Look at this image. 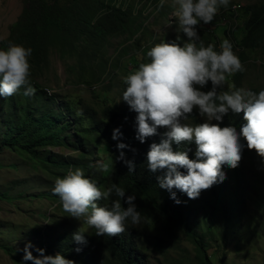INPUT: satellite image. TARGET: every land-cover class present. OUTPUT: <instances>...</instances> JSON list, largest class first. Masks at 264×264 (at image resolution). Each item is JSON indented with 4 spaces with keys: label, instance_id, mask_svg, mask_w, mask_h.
<instances>
[{
    "label": "trees",
    "instance_id": "trees-1",
    "mask_svg": "<svg viewBox=\"0 0 264 264\" xmlns=\"http://www.w3.org/2000/svg\"><path fill=\"white\" fill-rule=\"evenodd\" d=\"M127 1L118 6L114 4V0H32L23 9L19 22L13 27L15 32L13 40L16 44L31 48L29 60L35 69L44 67L49 69L52 50H59L63 59L77 56L85 74L87 75L90 69L91 75L93 71V75L99 76L98 82L104 83L101 75H98L104 72L105 65L109 63V60H106L107 50L103 49L104 46L106 44L109 46L115 34L134 32L135 28L141 27L136 25L138 16L132 15L134 6ZM245 13L247 35L238 52L243 62L249 58L247 51L264 47V2L261 5L251 4L245 9ZM209 37L210 33L206 31V34L202 35V40L206 42ZM7 41H12L11 35ZM142 53L146 54L144 51ZM121 54L119 52V55ZM139 57L140 54H137L135 58H131L128 66L136 67ZM97 61L101 62L94 65ZM243 74L244 71L238 72L231 78L235 88H241ZM83 77L84 74L81 73L77 79L81 81ZM115 77V74L110 73L107 79L109 87ZM208 87L210 82L205 86V90ZM34 88L35 92L30 96L23 95L21 90L17 98L5 96L0 99V154L5 151L20 152L29 157L34 169L41 168L57 176L59 170L67 172L69 168L79 167L89 173L88 176L96 179L98 186L101 187H106L112 182L117 183L125 189V195L135 194L134 203L145 220L160 231L166 230L170 235L183 233L195 245L199 264H212L216 254L208 255L207 250L218 241L225 243L229 225L234 222V217L244 213L243 204L246 202L244 195L249 192L245 178L247 171L257 168L258 165L264 167L254 149L243 148L238 166L231 169L222 168L225 174L223 182L201 192L196 200H189L186 194L174 188L173 191L180 201L177 204L169 198L168 191L158 187L156 175L161 173H153L146 168L145 156L149 145L153 142L159 143L165 130H157V134L151 136L150 142L146 137L145 141L140 143L135 139V135L128 131L118 137L120 142L129 146L121 150L125 153V159L131 160L135 166L132 172H128L126 164L115 159L118 155L115 148L117 141L111 139L112 132L108 126L109 121L115 122L122 118L123 113L119 109L107 107L102 115L94 111L78 112L79 106L76 102H80L79 98H74L71 104L62 102L61 105H57L55 97H50L51 95L39 86ZM190 118L197 121L195 115ZM242 123H244L242 113L231 112L219 122L221 127L232 126L237 131ZM73 129L80 139L78 150L82 154L78 161L72 163L73 158H64L60 155L53 158L41 155L40 150H46L52 145H66L63 134L66 130ZM171 147L173 151L187 150L189 158H193L194 143L181 141L179 144L173 143ZM249 153L255 158L252 157L255 163L247 167L242 163V156ZM95 154L96 158L103 162L99 168L95 164L97 160ZM10 167L17 169L18 166L12 163ZM65 174L62 172L61 178ZM27 181L21 180L13 185L14 188L11 187V190H22L18 200L28 201L25 186ZM257 182L264 184V175H257ZM9 193L8 190L0 191V198L12 201L13 197ZM42 195L43 193L40 196ZM43 196L48 199L58 198L51 191L45 192ZM112 198L115 197H110ZM260 200L262 205L257 206V211L263 216L260 218L256 215L255 219L260 224L258 233L262 234L264 239V197ZM109 202L110 200L97 201L98 205ZM121 203L122 207H126L123 199ZM203 213L220 217V225L211 229H207L206 226L203 229ZM62 224L68 225L66 221ZM14 228L16 227L8 226L6 231L18 236ZM44 230L52 232L48 228ZM41 234L42 231L39 236ZM85 240L86 243L84 247H79V252L75 251L77 247L68 242L65 234L59 235L56 239L48 237L46 244L49 248L60 244L64 250L63 256L72 259L76 264H147L144 254L138 248L137 228L130 222L124 232L111 236L107 234L97 236L94 233L92 237H85ZM13 245L12 242H0V248L11 257L15 256ZM88 245L92 246L88 248L86 247Z\"/></svg>",
    "mask_w": 264,
    "mask_h": 264
},
{
    "label": "clouds",
    "instance_id": "clouds-1",
    "mask_svg": "<svg viewBox=\"0 0 264 264\" xmlns=\"http://www.w3.org/2000/svg\"><path fill=\"white\" fill-rule=\"evenodd\" d=\"M163 2L159 0V4ZM174 2L178 5L174 10L178 27L174 31L181 33V36L172 35L157 41L145 55L142 52L135 54L142 55L145 62L139 63V57L138 67L123 76L125 88L120 99L128 105L129 110L124 111L122 118L115 122L108 120V126L112 132L111 139L117 141L115 148L118 155L115 159L123 161L128 172H132L135 166L131 160L125 159V153L121 150L129 146L120 142L118 137L128 131L140 143L146 137L150 142L157 130H165L159 143L149 145L145 156L146 168L150 172L161 173L156 175L158 187L168 191L169 198L179 204L174 188L186 194L189 200H196L201 192L223 182L225 174L222 168L238 166L245 147L254 149L264 165V88L254 92L235 88L232 82L225 87L227 78L243 72L242 65L249 61L250 54L260 50L247 51L249 58L246 62L238 53L247 35L245 9L251 4L243 9L242 37L237 42L234 35L239 29V15L235 5L227 7L229 0ZM252 4L261 5L262 2ZM157 8L160 5L157 4ZM214 16L217 25L225 27L226 38L220 41L219 46L213 30L202 26L215 22ZM206 31L210 37L204 42L202 35ZM31 51V48L11 42L7 47L0 48L1 100L5 96L17 98L21 90L25 96L35 92L29 64ZM209 82L210 87L205 90ZM92 89L96 90V86ZM110 108L114 109L113 106ZM230 112L242 113L244 123L238 131L232 126L221 127L219 124ZM196 114L203 117L202 123L191 125L183 122L186 119H191L186 122H195L190 117L195 115L197 119ZM129 116H135L134 122ZM181 141L194 143L192 159L187 150L173 151L171 145ZM51 190L58 196L68 216L77 219L83 217L90 230L62 223L55 225L54 229L44 227L52 232L42 229L40 240L43 245L40 248L25 242L20 249L23 255L19 264L26 261L31 264H76L63 256L64 250L60 244L49 248L46 244L48 237L56 239L65 234L68 242L79 252V247H84L86 243L85 237H92L94 233L97 236L116 235L124 232L129 222L135 225L145 218L134 203L135 194L125 195V189L113 182L106 187L98 186L96 179L86 176L79 167L69 168L62 178L56 177ZM122 199L126 207H122ZM100 200L110 202L98 205L97 201ZM45 219L51 221L50 218ZM30 248L36 252L35 256Z\"/></svg>",
    "mask_w": 264,
    "mask_h": 264
},
{
    "label": "rangeland",
    "instance_id": "rangeland-1",
    "mask_svg": "<svg viewBox=\"0 0 264 264\" xmlns=\"http://www.w3.org/2000/svg\"><path fill=\"white\" fill-rule=\"evenodd\" d=\"M32 0H0V48L8 45V38L11 35V43L15 32L13 27L19 22L23 9ZM115 5L122 4L125 0H114ZM132 3L134 9L133 16H138L134 32L127 31L123 34H115L110 40L109 46L106 44V60L108 65L104 67V72H100L103 82H98L99 76L91 75L88 69L87 75L81 67V62L77 56H71L66 59L61 58L59 50H52L50 57V67L46 69H35L30 63L31 82L34 86H39L45 90L50 97H55L57 105L62 102L73 103L74 98H79L77 103L78 112L94 111L96 114H102L106 107L113 106L124 113L129 110L128 105L120 99L121 93L125 88L123 76L135 70L136 67L128 66V61L135 58L139 52L147 50L156 44L157 41L170 38L172 35L181 33L174 31L178 27L177 17L174 10L178 5L174 0H164L157 8L159 0H128ZM264 0H229L227 7L235 5L238 13V27L234 37L239 42L242 33V21L244 20L243 9L252 3H260ZM117 6V7H118ZM223 7V6H221ZM220 8L218 9V11ZM217 11V12H218ZM218 16V15H216ZM213 23L203 24V27L213 30L215 41L218 46L221 40L225 39L224 26L217 25V19L213 18ZM57 48V47H56ZM264 47L254 54H250V59L243 64L244 81L241 88L251 89L254 92L264 88ZM119 52L122 53L119 55ZM140 56L139 63H144ZM99 60V58H97ZM101 61L95 62L98 65ZM112 64V65H111ZM116 66L113 68L112 66ZM96 71L98 69L96 68ZM84 74L81 81L77 79L80 74ZM110 73L115 74L111 87L107 85V79ZM232 77V76H231ZM231 77L227 78L225 87L231 84ZM88 83H87V82ZM96 86V90L92 87ZM111 88V90H110ZM78 101V100H77ZM197 121L186 119L184 123L195 125L203 122V117L197 115ZM135 116L128 118L134 122ZM212 123H216L212 121ZM1 125V118H0ZM115 125H112L114 128ZM66 145L51 146L46 150H40L42 156L54 157L60 155L64 158H73L72 163L78 161L81 151L78 150L80 143L79 137L73 130H66L63 134ZM252 154H244L242 163L250 167L255 163ZM96 159V157H95ZM12 163L17 164V169L11 168ZM102 160H96V167L102 165ZM64 170H59V176L46 172L41 168L34 169L29 157L20 152L5 151L0 154V191H9L13 197L12 201L0 198V242L14 243L15 256H9L0 248V264H19L23 255L20 249L25 242H30L35 248H40L43 243L39 236L44 227L54 229L55 225L64 221L68 226L80 227L82 230H90L89 226L82 220L68 216V213L61 207L58 198L48 199L45 192L51 191L56 177H61ZM86 176L89 173L84 172ZM91 175V174H90ZM257 175H264V167L259 166L247 171L245 177L248 182L249 192L244 195L246 202L243 204L244 213L234 217V222L229 225L227 231V240L225 243L218 241L207 250L208 255L216 254L212 264H264V239L259 234L260 224L255 219L256 215L262 218L258 213L257 206L262 205L260 200L264 197V184L257 182ZM94 177V176H93ZM27 179L25 183L28 192V201L18 200L22 190H11L14 184ZM259 184V185H258ZM253 188V189H252ZM19 189V188H18ZM43 193L42 196H40ZM53 193V192H52ZM37 195V196H36ZM50 218L51 221L43 216ZM209 218V219H208ZM202 228L211 229L213 226L220 225V217H215L206 213L202 215ZM133 225V224H132ZM8 226L16 227L13 230L18 236L8 233ZM137 228L138 248L144 254L147 264H199L197 260V250L192 241L183 233L170 235L166 230H158L149 221L143 219L140 223L133 225ZM21 237V238H20ZM157 245V246H155ZM32 251L33 256L36 252ZM26 261L24 264H28Z\"/></svg>",
    "mask_w": 264,
    "mask_h": 264
}]
</instances>
